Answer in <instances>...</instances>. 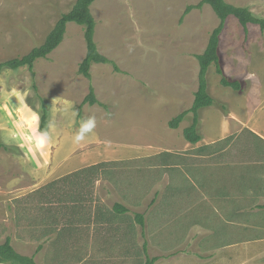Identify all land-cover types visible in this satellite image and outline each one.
<instances>
[{
  "label": "crops",
  "instance_id": "0c3cea01",
  "mask_svg": "<svg viewBox=\"0 0 264 264\" xmlns=\"http://www.w3.org/2000/svg\"><path fill=\"white\" fill-rule=\"evenodd\" d=\"M222 63L244 85H209L223 107L199 112L200 141L183 137L189 113L177 129L155 121L158 143L130 134L61 156L26 192L4 191L21 200L3 205L0 244L35 264H264V62Z\"/></svg>",
  "mask_w": 264,
  "mask_h": 264
},
{
  "label": "rangeland",
  "instance_id": "374dc122",
  "mask_svg": "<svg viewBox=\"0 0 264 264\" xmlns=\"http://www.w3.org/2000/svg\"><path fill=\"white\" fill-rule=\"evenodd\" d=\"M75 1L0 0V62L40 46L52 23ZM199 1L95 0L90 7L95 44L120 72L111 65L91 66L90 84L99 102L94 106L80 108L89 81L78 75L86 47L84 28L75 23L67 24L62 43L49 56L34 63V78L26 67L1 71L0 215L3 205L21 200L5 192L11 191L15 198L26 192L42 182L54 161L71 151L91 153L98 147H117L112 143L126 146L130 134L145 146L158 143L151 135L155 121L165 125L189 107V98L197 89L195 56L203 52L218 24L208 5L191 11L180 23L185 7ZM225 1L264 19V0ZM219 54L222 70V62H264V32L248 25L245 38L231 16L220 37ZM258 73L264 75V67ZM206 77L208 88L216 91L220 84L214 65ZM43 111L47 124L40 131ZM90 117L96 126L78 141L81 124ZM180 246L172 244L173 248Z\"/></svg>",
  "mask_w": 264,
  "mask_h": 264
},
{
  "label": "trees",
  "instance_id": "16d2710c",
  "mask_svg": "<svg viewBox=\"0 0 264 264\" xmlns=\"http://www.w3.org/2000/svg\"><path fill=\"white\" fill-rule=\"evenodd\" d=\"M95 0H76L74 5L67 13H63L59 19L55 22L53 28L45 37L43 43L31 49L26 55L17 58L7 59L0 62V74L4 68L10 70H18L22 67H26L34 78V63L38 59H44L49 56L63 41L67 24L75 23L84 28L83 37L85 41L86 53L79 64L78 75L84 77L89 81V92L84 98L80 108L88 104L94 106L99 104L96 99L94 89L91 82L90 68L93 64L111 65L115 72H120L117 65L102 55L94 41L95 33V21L91 13L90 7ZM204 5H208L215 16L218 19L217 26L212 30L208 38L207 45L201 54L195 56L198 62V74H197V89L194 92V99L191 107L188 110L182 111L180 114L171 119L168 123L169 128L177 129L187 114H193L192 124L183 130L184 139L192 144L200 141L201 136L198 132L199 126V112L207 107H223V105L214 99L208 89L207 72L211 65L215 66V73L219 76V84L224 88H230L233 91L241 92L244 83L238 80L228 78L220 65L221 59L219 54L220 37L224 31L226 21L229 17H234L238 24L242 27L244 37H247V26H258L260 32H264V19L258 18L246 7H238L227 3L225 0H200L193 5H187L180 18V23L184 18L193 10H201ZM47 124V115L43 111L40 120V131H44ZM3 148L0 142V149ZM123 213L125 209H120ZM136 217L139 220V224L143 227V216L138 214ZM157 258L148 259L146 264H154ZM0 264H35L33 258L21 256L14 251L10 245V241L7 239L3 244H0Z\"/></svg>",
  "mask_w": 264,
  "mask_h": 264
},
{
  "label": "clouds",
  "instance_id": "9594fccd",
  "mask_svg": "<svg viewBox=\"0 0 264 264\" xmlns=\"http://www.w3.org/2000/svg\"><path fill=\"white\" fill-rule=\"evenodd\" d=\"M96 126V121H95V118L94 117H90L88 118L86 121H84L82 124H81V127H80V132L79 134L77 135L76 139L79 141V140H83L84 139V134L85 133H88V132H91L92 129H94Z\"/></svg>",
  "mask_w": 264,
  "mask_h": 264
}]
</instances>
